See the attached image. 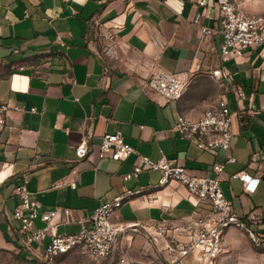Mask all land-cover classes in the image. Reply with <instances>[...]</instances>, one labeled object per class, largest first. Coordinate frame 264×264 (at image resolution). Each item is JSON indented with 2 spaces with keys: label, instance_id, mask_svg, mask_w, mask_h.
Instances as JSON below:
<instances>
[{
  "label": "crops",
  "instance_id": "1",
  "mask_svg": "<svg viewBox=\"0 0 264 264\" xmlns=\"http://www.w3.org/2000/svg\"><path fill=\"white\" fill-rule=\"evenodd\" d=\"M262 10L263 1L248 7ZM207 12L216 15L214 6ZM212 22L193 0H0V100L9 106L0 130V247L21 248L23 234L12 210L19 201L14 188L24 181L43 209H71L59 212L57 233L76 231L77 218L123 187L142 186L144 193L121 204L112 216L117 223L175 226L184 215L206 211L207 205L194 206L175 182L154 187L157 169L123 180L137 154L99 159L98 144L104 132L119 130L141 154L152 159L163 154L191 174L212 175V163L224 159L223 151L202 150L171 127L177 113L197 116L215 102L221 91L215 70L231 74L248 95L241 114L229 95V151L236 160L225 162L220 186L239 215L261 218L249 226L264 232V47L222 57L220 35L201 32ZM158 67L185 79L180 98L165 101L143 87ZM84 132L89 148L78 159L75 146ZM240 170L260 177L253 191L231 176ZM168 228L167 237L185 239L183 231ZM163 237L164 232L156 241L163 244Z\"/></svg>",
  "mask_w": 264,
  "mask_h": 264
},
{
  "label": "built area",
  "instance_id": "2",
  "mask_svg": "<svg viewBox=\"0 0 264 264\" xmlns=\"http://www.w3.org/2000/svg\"><path fill=\"white\" fill-rule=\"evenodd\" d=\"M201 7V13L212 19L211 25H202L203 35L217 33L220 35L219 50L223 56H241L249 47L262 45L264 47V10L249 12V5L264 0H193ZM214 6L215 16L208 14V9ZM111 49L112 45H106ZM220 80L221 91L215 102L206 107L197 116L177 113L171 129L179 136L194 142L200 149L217 154L223 151V160L212 163V175H194L187 171L184 165L174 159L161 155L152 159L139 153L131 144L124 140L123 134L104 132L98 144V157L111 160H123L131 153L138 156L131 170L121 174L123 180L137 177L143 169H157L160 173L156 188H162L171 182L185 189L183 196L194 206L205 204L204 212L193 211L182 216L175 226H166L163 222L117 223L112 216L121 204L131 197L143 194L144 188L123 187L120 193L110 200L100 202L89 214L77 218L79 227L74 232L57 233L54 230L59 212H70L69 207L55 206L43 209L38 200L30 196L25 181L16 185L15 193L19 196L18 203L12 210V217L18 223L22 237L18 238L21 249L31 256L52 263L57 257L76 250L92 262L106 261L108 264H129L130 242H123L122 235L130 226H140L145 230L147 241H156L163 234V247L168 250L169 264H217L223 251V237L227 228L233 226L244 231L252 244L264 248V232L254 231L249 224L259 223L261 218L249 212L246 216L239 215L233 208L232 201L225 196L220 186L221 173L225 162H234L235 156L229 151L232 135V112L229 106V95L238 104L239 114L244 107L242 101L248 97L242 86L234 80L231 74L214 72ZM186 81L178 73L163 68H156L143 83V87L151 90L165 101L178 99L182 96ZM9 106L0 100V130L5 125V117ZM15 110H23L17 105ZM34 111V107L29 108ZM89 133L84 132L75 146L78 159L88 151ZM256 159V153L252 154ZM72 167V172L76 171ZM232 177L242 181L246 192L253 191L260 180L259 176H251L244 170L236 171ZM76 181L70 182L75 188ZM44 221L43 226H36L35 221ZM154 227L151 232L149 228ZM168 227L184 232L185 239L178 240L175 236L165 235ZM136 229V227H134ZM191 257L193 262H185Z\"/></svg>",
  "mask_w": 264,
  "mask_h": 264
},
{
  "label": "rangeland",
  "instance_id": "3",
  "mask_svg": "<svg viewBox=\"0 0 264 264\" xmlns=\"http://www.w3.org/2000/svg\"><path fill=\"white\" fill-rule=\"evenodd\" d=\"M136 227V229H134ZM154 232V227L149 228ZM232 229L231 233L228 230ZM145 230L140 226H130L121 234L123 242H130L129 264H169L168 251L160 241H147ZM264 248L255 247L249 236L242 230L231 226L223 237V251L217 264H260L264 262ZM0 264H108L95 263L82 253L73 250L56 258L52 263L31 256L18 246L0 247ZM110 264H116L115 262Z\"/></svg>",
  "mask_w": 264,
  "mask_h": 264
}]
</instances>
